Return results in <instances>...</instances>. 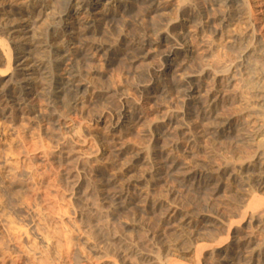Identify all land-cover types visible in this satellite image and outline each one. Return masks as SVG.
Instances as JSON below:
<instances>
[{
    "label": "rangeland",
    "instance_id": "rangeland-1",
    "mask_svg": "<svg viewBox=\"0 0 264 264\" xmlns=\"http://www.w3.org/2000/svg\"><path fill=\"white\" fill-rule=\"evenodd\" d=\"M219 1L73 0L51 37L8 25L0 264H264V0ZM72 72L83 98L51 102Z\"/></svg>",
    "mask_w": 264,
    "mask_h": 264
},
{
    "label": "bare ground",
    "instance_id": "bare-ground-1",
    "mask_svg": "<svg viewBox=\"0 0 264 264\" xmlns=\"http://www.w3.org/2000/svg\"><path fill=\"white\" fill-rule=\"evenodd\" d=\"M3 1V0H0ZM11 4H16L20 7L17 11L13 5L5 8V4L1 3L2 12H0V23L2 25L5 36L4 40H0V46L7 47L8 40L11 39V29L8 27L9 24H14L21 21L23 25H20L18 29H21L20 32H17L15 36L16 39H19L22 35L25 37L24 32L31 30V32L39 31L41 34L39 37H51L52 35L58 33V27L62 20V15L68 13L72 9L73 0H6ZM91 0H81V5L87 10L91 9ZM149 3L154 11L160 10L159 0H141ZM218 1V0H217ZM221 1V0H220ZM219 1V2H220ZM226 3H233L234 0H224ZM224 2V4H225ZM8 5V4H7ZM25 8L32 9L31 12H26ZM35 8L41 9V11H34ZM17 17V18H15ZM14 21V23L12 22ZM17 29V28H16ZM91 29V28H90ZM75 30L72 24V31ZM77 31V29L75 30ZM80 31V29L78 30ZM77 31V32H78ZM86 31V30H85ZM65 34L68 35L69 31H65ZM34 34V33H33ZM81 35L79 33L73 32L69 36ZM85 36V35H82ZM88 36V35H87ZM22 38V37H21ZM60 39V38H59ZM50 43H56L58 39H52ZM84 41V40H83ZM103 46L100 47V51H103ZM106 50V49H105ZM107 51V50H106ZM141 55L146 57L145 52L141 51ZM79 55V54H78ZM140 55V54H139ZM77 56V55H76ZM174 56V55H173ZM143 57V58H144ZM142 58V57H140ZM58 59V58H57ZM61 59V58H60ZM136 59V57H135ZM59 61V60H58ZM60 62H56V66ZM55 65V63H54ZM39 68V67H38ZM45 68V67H44ZM43 69V68H42ZM37 71V70H36ZM40 71V70H39ZM44 71V70H43ZM42 71V72H43ZM46 71V69H45ZM45 71L43 73H45ZM76 71V70H75ZM46 74V73H45ZM50 74V73H49ZM44 75V74H43ZM76 72H72L65 80H60L57 77H52V82L49 83L46 90L44 91L51 102L61 101L66 105V107H74L76 103L83 98L81 85L78 83ZM259 203V202H258ZM258 205V204H257Z\"/></svg>",
    "mask_w": 264,
    "mask_h": 264
}]
</instances>
